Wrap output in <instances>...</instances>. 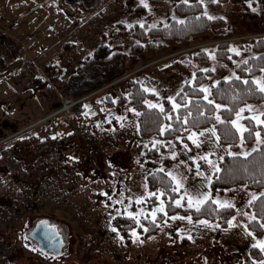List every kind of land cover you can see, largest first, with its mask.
Returning a JSON list of instances; mask_svg holds the SVG:
<instances>
[{"label": "rangeland", "instance_id": "obj_1", "mask_svg": "<svg viewBox=\"0 0 264 264\" xmlns=\"http://www.w3.org/2000/svg\"><path fill=\"white\" fill-rule=\"evenodd\" d=\"M203 1L205 10L223 17L234 32H248L238 37L264 35V0H253L260 15L256 19L242 16L243 0H218L221 4L215 8ZM136 3L147 5L148 15L135 12L126 0H0V25L17 37L23 48L12 64L8 58L0 61V264H264V252L261 259L254 260L248 251L264 242V227L260 235L245 227L253 217L246 205L264 190L238 185L211 195L209 187L218 160L225 154L251 151L258 137L237 148L222 144L213 127L218 121L216 112L211 125L189 131L178 144H165L156 158L138 162L142 143L147 141L137 133V112L128 102L119 101L127 77L138 78L159 99H173L201 69L209 70L203 85L206 95L211 84L236 76V66L255 54L237 39L231 46L239 52H234L233 63L208 50L206 61L178 57L191 52L194 45L150 60L144 51L127 77L95 91L114 92L115 109L104 111L95 99L93 104L86 101L92 110L91 114L84 110L86 122L68 121L62 114L46 118L66 89L113 72L112 65L95 64L82 77L77 75L81 60L99 43L110 39L111 46L120 45L127 56L130 54L136 40L130 33L118 35L117 22L153 26L179 18L170 0L159 5L149 0ZM129 62L126 60V66ZM48 64L55 66L53 77L44 71ZM260 72L253 75L254 81H261ZM157 101L151 103L160 105ZM237 113L232 121L241 133L243 117L256 124H261L258 119L264 120V102L247 103ZM112 118L116 125L106 126ZM165 157L170 159L168 165L163 162ZM156 168L172 175L174 189L180 185L174 203L180 200L188 207V196H207L218 205L231 204L235 211L232 226L189 221L188 214L176 211L165 216L157 234L142 238L133 230L132 241L124 243L113 231L110 217L153 218V211L164 207L161 192H150L145 185L146 175ZM151 194L156 202L149 205ZM173 216L185 219L173 220ZM42 219L51 221L63 236L57 254L38 249L28 235Z\"/></svg>", "mask_w": 264, "mask_h": 264}, {"label": "trees", "instance_id": "obj_2", "mask_svg": "<svg viewBox=\"0 0 264 264\" xmlns=\"http://www.w3.org/2000/svg\"><path fill=\"white\" fill-rule=\"evenodd\" d=\"M164 0H149L151 4L159 5ZM172 2L174 13L179 18H168L166 23H160L155 27L148 26L146 23H133L126 25L122 22L115 24L118 35L130 33L136 40L130 48V54L118 47L110 45V39L107 42L99 43L89 55H86L77 66V75L82 77L88 67L99 64L112 65L113 72L109 76H101L90 81L87 85L78 83L75 87H69L64 91V96L73 98L90 94L85 100L79 102L73 107L75 119L77 121H88V116L84 110L88 109L86 101L100 100V103L106 109L116 108V96L114 92H95L101 86L123 77L132 69H135L138 63L139 55L142 52L148 54L147 58L154 59L156 56L169 51L179 50L194 45L191 52H182L178 54L179 58L190 57L196 61H206L208 51L214 52L217 58L225 59L231 62L235 55L230 51L233 39H237L241 45L247 46L254 55H250L246 61L236 66V76L227 79H219L215 84H211L208 93L205 95L201 91L207 80L209 70H196L190 82L185 83L174 95L173 99L158 98V95L152 91H145L146 87L135 77H127L126 85L120 88V102H128L137 112V133L147 141L142 143L141 157L138 162L146 163L156 158L165 144L172 141L178 144L180 139H186V133L191 130L205 128L212 124L215 113H219L220 120L213 124L218 140L232 148H237L240 143L249 145L256 139L259 133V140L264 141V124H256L252 118L245 116L241 122L246 131L238 132L237 127L232 123L239 108L250 102H264V92H260L257 84L252 83L253 75L264 69V35L238 37L241 33L247 31L234 32L228 25L224 24V18L209 14L205 10L204 1L188 0H170ZM206 1V0H205ZM133 5V10L137 13L148 15L147 8L143 4L136 3V0H126ZM208 4L214 8L221 4L220 1ZM95 3V2H94ZM241 14L244 18L256 19L260 15L255 8L254 1H241ZM94 5V4H93ZM205 13H207L205 15ZM209 16L214 17L208 19ZM183 21L184 23H179ZM235 36V37H234ZM214 40L209 44V40ZM71 47L70 43L65 44ZM127 56V57H126ZM130 60L126 66V60ZM114 64V65H113ZM54 64H48L44 71L53 77L55 73ZM261 82H264V71L260 72ZM239 77V79H237ZM53 79V78H52ZM248 81V83H244ZM36 83L41 81L36 79ZM109 86V85H108ZM107 86V87H108ZM103 89V88H102ZM94 91V93H93ZM206 97V98H205ZM157 99H159L157 101ZM152 101L159 102L164 111L160 108H150L148 106ZM209 101H212L210 104ZM147 102V103H146ZM152 104V103H151ZM173 104L179 105L173 108ZM216 104L221 107L217 110ZM91 114V111L89 112ZM116 125L115 118L106 123V126ZM163 129V131H162ZM140 143V145H142ZM256 151H248L249 155H229L225 154L218 160V170H215L210 182V193H220L230 187L243 185L249 189L264 190V143H258L254 148ZM241 154V153H236ZM164 164L168 165L170 159L163 158ZM146 188L150 192H161L164 200L165 212H159L153 218L148 216H128L124 214H114L110 217V223L120 235L124 243L132 241L133 230L142 235V238L155 235L162 224L166 215L176 211L188 214L193 219H201L214 222L220 227H227L228 221H231L234 208H221L213 199L208 198L204 204L200 205V211L197 212L194 207L189 208L181 204L177 206L174 198L178 192L173 191L175 183L172 175L164 169H153L145 177ZM147 204L156 202V196L151 194L147 197ZM246 209L252 213V218L245 222V227L253 235L262 233L264 224V193H260L251 203L246 205ZM166 213V215H165ZM139 221V224L137 223ZM147 228L148 231L144 229ZM249 254L254 260L261 259L264 250L259 246H250Z\"/></svg>", "mask_w": 264, "mask_h": 264}, {"label": "snow or ice", "instance_id": "obj_3", "mask_svg": "<svg viewBox=\"0 0 264 264\" xmlns=\"http://www.w3.org/2000/svg\"><path fill=\"white\" fill-rule=\"evenodd\" d=\"M183 2H184V3H187L188 0H183ZM201 2H202V0H201ZM211 2H212V3H216V2H218V0H211ZM145 6H147V5H145ZM206 14H207V13H205V15H206ZM213 18H214V17H212V16H209V17H208V19H213ZM179 23H184V22H183V21H179ZM152 27H155V25H153ZM230 51L236 52V54L239 55V52L237 51L236 48H231ZM243 63L246 64L247 61L245 60V61H243ZM205 71H207V69H205ZM261 71H264V69H261ZM237 79H239V77H237ZM244 83H248V81H244ZM252 83L257 84V86H258L260 92H264V82H261V81H253ZM145 91H149V89H145ZM201 91H207V90H206V89H201ZM205 98H206V97H205ZM169 99H172V98H169ZM146 103H147V102H146ZM209 103L211 104L212 101H209ZM148 106H149L150 108H157V107H159L161 112L164 111L163 107L160 106V105H156V104H151V103H149ZM177 107H179V105L173 104V108H177ZM216 107L219 109L221 106H220V105H216ZM240 111L243 112L244 109H241ZM137 115H139V113H137ZM237 116H238V118H239V113H237ZM217 120H218V121L220 120L219 116H217ZM232 123L235 125L237 122H236V121H232ZM257 123L264 124V120H259V119H258V120H257ZM240 130H241V131H246L247 129H243V128H241ZM162 131H163V129H162ZM201 135H203V133H201ZM256 135H257V137H258V143H264V141H260V140H259V136H260V134L257 133ZM189 138L191 139V137H189ZM252 151H256V149H253ZM230 154H231V155H244L245 157H247V156L249 155L248 152H244V153H241V154H236V153H230ZM203 159H207V157H204ZM209 163H211V161H209ZM217 170H218V169H217ZM179 187H180V185L178 184L177 189H173V191L178 190ZM207 199H208L207 196H205L204 199H196V198H194V197H192V196H188V207H189V208L195 207V210H196L197 212H199V211L201 210V209H200V205L204 204L205 200H207ZM253 199H255V197H253ZM137 203H139V201H137ZM213 203H217V202H216V201H213ZM249 203H251V201H250ZM175 204H176L177 206H181V201H180V200H176V201H175ZM219 206H220L221 208H230V207H232L231 204H227V203H225V204H220ZM156 212H164V207H163V205H161L159 208H157V209H155V210L153 211V214H152V216H153L152 222H153V223H155V219H156V217H155V213H156ZM129 215H132V214L129 213ZM165 215H166V213H165ZM171 219H173V220H176V219H185V217L173 216V217H171ZM187 219H188L189 221H191V217H187ZM137 223L139 224V221H138V220H137ZM199 223H201V224H207V221H199ZM228 223H229V226H232V221H228ZM261 226L264 227V225H261ZM144 230H145V231H148L147 228H145ZM113 231H115V229H113ZM132 234L135 236V235H136L135 231H133ZM258 246H259L262 250H264V242H260Z\"/></svg>", "mask_w": 264, "mask_h": 264}, {"label": "built area", "instance_id": "obj_4", "mask_svg": "<svg viewBox=\"0 0 264 264\" xmlns=\"http://www.w3.org/2000/svg\"><path fill=\"white\" fill-rule=\"evenodd\" d=\"M23 51L21 41L8 32L6 27L0 25V61L3 59H11L18 52ZM86 96L72 98L61 97L59 98L58 106L53 110L50 115L62 114L67 119L74 117L73 107L85 99Z\"/></svg>", "mask_w": 264, "mask_h": 264}, {"label": "water", "instance_id": "obj_5", "mask_svg": "<svg viewBox=\"0 0 264 264\" xmlns=\"http://www.w3.org/2000/svg\"><path fill=\"white\" fill-rule=\"evenodd\" d=\"M60 77L61 75L59 74V80L61 79ZM87 107H90V103H87ZM101 109H103V106ZM28 235L34 240L38 249L45 252L57 254L63 244V236L51 221L45 219L39 220Z\"/></svg>", "mask_w": 264, "mask_h": 264}, {"label": "crops", "instance_id": "obj_6", "mask_svg": "<svg viewBox=\"0 0 264 264\" xmlns=\"http://www.w3.org/2000/svg\"><path fill=\"white\" fill-rule=\"evenodd\" d=\"M13 61H14V58L11 60V63H13ZM53 105H54V102H53Z\"/></svg>", "mask_w": 264, "mask_h": 264}, {"label": "flooded vegetation", "instance_id": "obj_7", "mask_svg": "<svg viewBox=\"0 0 264 264\" xmlns=\"http://www.w3.org/2000/svg\"><path fill=\"white\" fill-rule=\"evenodd\" d=\"M89 109V108H88Z\"/></svg>", "mask_w": 264, "mask_h": 264}]
</instances>
